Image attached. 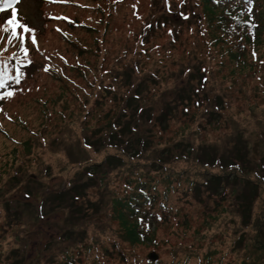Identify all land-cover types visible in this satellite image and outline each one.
Returning a JSON list of instances; mask_svg holds the SVG:
<instances>
[{
  "label": "trees",
  "instance_id": "obj_1",
  "mask_svg": "<svg viewBox=\"0 0 264 264\" xmlns=\"http://www.w3.org/2000/svg\"><path fill=\"white\" fill-rule=\"evenodd\" d=\"M126 7L128 12L124 14ZM181 8L177 19L170 21L164 9L166 12L156 11V14H165L169 21H153L149 19L142 0H99L95 9L102 15L95 17L90 24L96 27L90 30V33L96 32L93 45L82 43L80 52L73 53L72 59L63 48L59 52L63 56L52 61L56 67L62 65L57 67V72L63 69L66 76H71L68 72L73 69L76 73L81 72L80 74L86 79L88 89L81 88L79 92L78 86L70 85V81L62 77L67 83V89L74 88L76 99L83 98L80 102L83 110L89 109V112L84 115L89 125H86L82 133L90 134V130L92 133L84 136V144L93 148L96 154H104V151L106 154L97 161L95 160L97 158L91 157L90 154L81 158L78 164L81 169L76 173L79 177L68 178L64 189L42 187L45 194L44 201L50 204L49 208H46L45 204V210L40 211V204L36 203V210L41 214L42 220L46 216L50 219L55 209L58 213H64V208H70L67 216L71 217L70 220L67 216L65 221L61 220L62 230L52 235L54 239L49 245V257L42 256L46 253L42 249L39 250L38 254L45 259V263L111 264V260L115 263L119 259L124 264H187L189 259L195 258L193 250H188L189 254L184 258L185 260H180L177 257L180 246H177L172 263H168L164 260L149 258L148 255L143 257L144 255L137 252L139 247L136 245L143 244L144 241L156 245L155 239H148L152 237L149 225L154 224V221L166 220L162 216L163 209L172 210L176 206L171 204L173 194L182 192L187 195L189 193L195 202H200L204 191L215 186L225 190L222 184L229 178L232 181L227 182L226 188L230 190L232 196H235V200L237 199L238 211H246L244 215L246 225H251L254 231L253 247L258 246L261 252H251L244 260L246 264H264V206L259 210L260 215L254 221L253 206L257 195L254 191L249 194L245 192L247 184L253 183L251 179L246 178L251 168L245 170L244 165L242 166L237 161L239 158L236 157L228 164L220 159H218L220 162L214 161L216 158L210 156L207 151H201L199 147L195 148L192 142L184 140H178L168 147L158 149L161 148L160 141L156 140V142L154 139L158 131H167L169 126L177 120L179 108L182 109L183 115L192 114L196 109L194 115L200 120L196 125L199 130L203 129L202 121L207 119L211 126H219L218 120L223 110L228 111L230 99L228 92L211 94V85L216 78L212 65L230 68L229 73L224 76L230 81V87L240 83L241 80L236 78V75L241 78L246 77L248 80L256 78L264 81L263 57L246 52L247 49L257 51L258 45L262 43L261 34L257 29L261 26L264 34V0H184V6ZM84 9L87 10L88 7ZM55 17L61 18L55 19ZM65 17L70 21H80L61 11L53 16V20L56 21L55 31L60 34L64 42L68 41L72 44L70 36L74 35V32L65 31L63 28L62 24L67 22ZM122 20H126L125 30L121 29ZM137 23H140L139 27ZM160 24L161 26L158 27ZM90 25L88 23L82 26L92 28ZM158 32L168 37L166 47L168 52L172 51L168 47L179 43L185 32L196 34L202 40V44L198 40L194 41L196 44L194 48L187 50L188 55H191L196 63L181 72V83L161 93L157 99L158 106L147 107L146 102L149 98L143 96V92L150 90L151 87L147 81L151 79L153 84H157L159 82L157 77L162 78L164 71L161 75L157 73L152 78L135 82L134 75L140 73L141 64L139 63L138 66L136 61L140 60L139 56L149 59L148 50L159 46L158 41L161 37ZM121 37L124 38L123 45L121 43L115 45L113 40ZM77 42L81 43L80 40ZM155 43L158 44L155 45ZM37 46L43 53L49 50L41 45L40 38H38ZM83 46H85L84 51L90 50L97 56L98 60L94 66L89 63L84 66L77 64L82 59ZM156 51H158L157 48ZM25 53L27 54L15 52L14 55L24 63H34L31 60L34 51L28 49ZM43 55L48 60L52 57ZM87 55L89 58L90 55ZM164 56L174 57L175 55L169 53ZM9 57L8 54L0 51V63H5ZM248 57H252L250 61ZM133 59L134 62H126L125 70L120 71V63ZM157 61L161 63L164 59L159 58ZM144 69L147 68L144 67ZM7 75V69L1 64L0 80L3 81V85L0 88L6 93L11 88L7 82ZM244 96H246V108L251 111L250 116H256L258 114L256 110L260 106L257 98L262 101V97L256 94L254 104L248 105L251 97L247 91ZM153 108L158 109L156 120L150 116ZM217 115L218 118H216ZM91 119L97 120L92 124ZM157 126L159 129H156ZM188 129L191 128L187 124L184 128H179L185 132ZM41 139L46 140L44 136ZM204 145L210 147L209 144ZM113 149L117 151L112 152ZM181 159L191 161L189 167L191 170L177 169L179 166L173 163ZM240 159L244 161L242 157ZM218 165L223 173L212 171ZM70 166L75 165L70 163ZM10 170L12 175L6 181L14 180L22 173V169L19 173V168L16 170V167ZM255 175L256 179L264 184V173L257 170ZM2 176L0 175V180ZM6 186L7 184L2 183V189ZM10 187L9 184L5 190L11 191ZM91 187L98 189V196L94 200L86 201L84 197L87 195V188ZM27 193L31 198V192ZM49 194H54L51 200L48 199ZM55 195H61V197ZM68 199L71 202L66 206ZM23 200L29 201L28 198ZM15 213L17 212L12 211L10 215L15 216L18 221L23 218L21 212H19L20 215ZM84 223L94 224L93 235L88 234V228L84 226ZM114 223L115 227L112 226ZM7 225L17 226L10 221ZM108 227L116 238L107 237ZM107 238L110 240L108 241ZM208 244L211 249L210 255L202 258L196 254L195 264L213 262V255L217 250L212 248L211 242ZM26 245H28L27 242L21 245L16 244L11 250L8 257H14L12 260L14 264H27L31 259L28 257L31 254L30 250H26L27 247L24 248ZM217 262L220 263L221 260Z\"/></svg>",
  "mask_w": 264,
  "mask_h": 264
},
{
  "label": "rangeland",
  "instance_id": "obj_2",
  "mask_svg": "<svg viewBox=\"0 0 264 264\" xmlns=\"http://www.w3.org/2000/svg\"><path fill=\"white\" fill-rule=\"evenodd\" d=\"M142 2L149 19L153 21H169L167 20L168 16L158 15L156 11H167L170 21L177 19L181 7L184 6V0H165L164 2L163 0H142ZM98 4L99 0H55V2L53 0H20L18 4L14 5L17 18L33 32L26 33L23 29H17L19 38H12L9 32L0 31V51L3 53L21 52L27 54L25 49L34 51L31 57L34 63L27 69L25 83L18 86L22 94L0 107V120L3 121L2 123L9 133L7 135L0 128V173H2L0 175H3L0 180V264H14L12 262L14 257L9 258L8 255L16 244L21 245L23 242L28 243L24 248L27 247L26 250H30L32 254V256L31 254L28 256L31 259L27 264H48L38 252L42 249L46 253L42 256L49 257V245L53 243L51 240L54 239L52 235L62 230L61 220H64L67 213H70V208H64V213H58L55 209L50 219L46 216L42 220L41 214L36 210L38 201L35 203L25 202L23 200L26 197L25 192H31V200H36L41 195L38 192L42 187L64 189L68 178L79 177L76 173L81 169L78 166L81 158L90 154L91 157H96L97 161L106 154L105 151L104 154H96L93 148L84 144V136L92 133V130H90V134L83 135L82 133L83 129H86V125H89V121L84 116L89 112V109L83 110L80 106L83 98L77 100L74 89L72 87L67 89V83L62 77L53 72H45L47 66L45 61H50L43 55L57 56L56 51L60 52L64 48L72 59V54L79 52L82 43L93 45L96 32L90 33V30L96 27L90 24L93 23L95 17L102 15L95 9ZM84 7H88V9L86 10ZM60 11L70 14L80 21L75 22L67 19V22L62 24L65 31L74 32V35L70 36L72 44L68 41L64 42L60 34L55 31L56 21L53 20L52 13ZM127 12L128 7L124 9L123 13ZM0 15H2L0 25H3L11 16V9L0 12ZM77 23H81L83 26L89 23L92 28L83 27ZM120 23L121 29L125 30L127 28L126 20H122ZM133 25L135 26V23ZM137 26L139 27L140 23H137ZM160 26L161 24L158 27ZM257 30L261 34L262 43L258 45L257 51L247 49L246 52L253 53L254 56H262L264 60V34L261 26ZM158 34L161 37V40L158 41L159 46L148 50L149 59L139 56L141 61L139 59L136 61L138 66L139 63L141 64L140 73L134 75L135 82L152 78L157 73L161 75L164 71L162 78L157 77L159 79L157 84H153L151 79L147 81L151 85L150 90L143 92V96L149 98L146 102L149 105H146L147 107L158 106V96L181 83V72L196 63V60L188 55L187 50L194 48L196 45L194 41L198 40L202 44V40L196 34L185 32L179 43L168 47L172 50L168 52L166 48L168 37L161 32ZM33 35L35 43L32 42ZM38 38H40L42 46L49 48L48 51L43 53L40 48L38 49ZM79 40L81 43L77 42ZM123 42V37L113 40L115 45L120 43L123 45ZM157 44L155 43V45ZM92 53L89 50V58L86 54V60H88L86 62L94 66L98 58ZM169 53L175 56H164ZM159 58L164 59V62H158ZM251 58L248 57V60L250 61ZM126 62L132 63L134 59L132 61L124 60L123 63H120V71L125 70ZM144 67L147 69L143 70ZM212 67L215 70L216 78L211 85V94H226L228 92L230 99L228 111L223 110L218 120L219 126H211L207 119L202 121L204 126L202 130H199L196 125L200 120L196 119L197 117L194 115L196 109L192 114L183 115L182 109L179 108L177 120L169 126L167 131H158L154 139L160 141L161 148L158 149L168 147L178 140H184L192 142L195 148L199 147L201 151H207L210 156L216 158L214 161L217 162H220L218 160L220 159L228 164L234 160V157L239 158L237 161L242 166L244 165L245 170L251 168L246 174V178L251 179L253 183L247 184L245 192L249 194L254 191L257 195L252 217L255 221L260 215L259 210L264 206V184L260 183L255 175L257 170L264 173V81L256 78L248 80L246 77L241 78L236 75V78L241 81L234 87H230V81L224 77L229 73L230 68L214 65ZM77 70L80 72L79 69ZM68 73L78 83L86 84V79L80 74L81 72L76 73L72 69ZM146 88L145 85L144 89L146 90ZM80 90L81 88H78L79 92ZM246 91L251 97L248 105L254 104L256 94L262 97L263 102L257 98L260 106L256 110L258 113L256 116H250L251 111L246 108V96H244ZM157 111L158 109L153 108L152 115L150 114L153 120L157 118ZM207 117L209 118V116ZM91 120L93 124L97 119ZM186 124L191 128L186 130L187 133L179 130ZM156 129H159L158 126ZM42 136L46 140H42ZM204 144H209L210 147ZM111 151L116 152L117 150ZM240 157L244 161H241ZM69 162L75 166L71 167ZM173 164L179 166L177 169H190L191 161L181 159ZM12 167H16V170L19 168V173L22 169V173L14 180L6 181L12 175L10 170ZM220 170L218 165L212 171L223 173ZM82 174L84 175L83 171ZM231 181L228 178L227 182ZM227 182L222 184L225 190L215 186L204 191L200 202H195L189 193L187 195L182 192L173 194L171 204L179 207L174 206L172 210L164 208L162 216L166 220L154 221V224L149 225L152 237L148 239H155L156 245L144 241L143 244L136 245L139 247L137 252L144 255L143 257H147L150 253H156L157 259L172 263L175 248L180 246L177 254L180 260L187 257L188 250L195 252L193 256L195 258L189 259L187 264L196 263V254L202 258L210 255L211 249L208 242H211L212 248L217 250L213 255V262L210 264H246L244 259L251 252L261 253L258 246L253 247V228L251 225H246V216L244 217L246 211H238V201L226 188ZM2 183L7 184L3 189ZM9 184L11 191L5 190ZM87 189V195L84 197L86 201L97 198L99 192L97 188ZM53 196L54 194H49L48 199L51 200ZM55 196L61 197V195ZM70 202L71 200L68 199L65 205L68 206ZM45 204L46 208L50 207L49 203ZM52 207L54 208V206ZM12 211L17 212L15 215H20L19 212H21L23 218L18 221L15 216L10 215ZM67 218L71 219L68 216ZM9 221L17 226H8ZM20 221L22 223H19ZM84 226L88 228L90 236L95 233L94 224L84 223ZM112 226L115 227L116 224L114 223ZM106 233L107 237L116 238L110 227L107 228ZM107 240L110 239L107 238ZM217 260H221V262L218 263ZM119 261L118 259L114 263L111 260V264H124Z\"/></svg>",
  "mask_w": 264,
  "mask_h": 264
},
{
  "label": "snow or ice",
  "instance_id": "obj_3",
  "mask_svg": "<svg viewBox=\"0 0 264 264\" xmlns=\"http://www.w3.org/2000/svg\"><path fill=\"white\" fill-rule=\"evenodd\" d=\"M19 2L20 0H2V3H0V12H4L6 9H11V16L3 25H0V31L9 32L12 38H19L17 34V29H23V31L26 33L33 32V30L30 29L26 24L19 22L17 18V11L14 5L18 4ZM53 2H55V0H53ZM60 18L61 17H55V19H60ZM64 19H67V18L65 17ZM32 42L33 43L36 42L34 35L32 36ZM25 52H27V49H25ZM2 85H3V81L0 80V86ZM4 95L12 96L13 93L7 92Z\"/></svg>",
  "mask_w": 264,
  "mask_h": 264
},
{
  "label": "bare ground",
  "instance_id": "obj_4",
  "mask_svg": "<svg viewBox=\"0 0 264 264\" xmlns=\"http://www.w3.org/2000/svg\"><path fill=\"white\" fill-rule=\"evenodd\" d=\"M82 49H83L82 52H84V53H82V59H81V61L79 63H77V64L84 66L87 63L86 62V54L89 53V50L84 51L85 49L84 48H82ZM79 52H80V50H79Z\"/></svg>",
  "mask_w": 264,
  "mask_h": 264
},
{
  "label": "water",
  "instance_id": "obj_5",
  "mask_svg": "<svg viewBox=\"0 0 264 264\" xmlns=\"http://www.w3.org/2000/svg\"><path fill=\"white\" fill-rule=\"evenodd\" d=\"M155 257L157 258V255H155Z\"/></svg>",
  "mask_w": 264,
  "mask_h": 264
}]
</instances>
